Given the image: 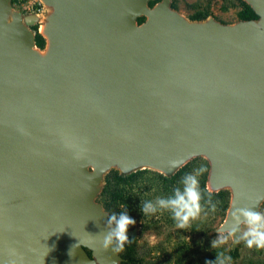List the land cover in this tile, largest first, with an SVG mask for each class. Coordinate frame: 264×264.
<instances>
[{
    "label": "water",
    "instance_id": "1",
    "mask_svg": "<svg viewBox=\"0 0 264 264\" xmlns=\"http://www.w3.org/2000/svg\"><path fill=\"white\" fill-rule=\"evenodd\" d=\"M44 1L41 49L39 17L0 0V264H122L96 201L106 170L172 176L198 155L231 191L218 230L236 248L264 200V0L233 25L171 0Z\"/></svg>",
    "mask_w": 264,
    "mask_h": 264
},
{
    "label": "rangeland",
    "instance_id": "2",
    "mask_svg": "<svg viewBox=\"0 0 264 264\" xmlns=\"http://www.w3.org/2000/svg\"><path fill=\"white\" fill-rule=\"evenodd\" d=\"M246 4H248L247 0H171L172 9L190 22H206L215 19L222 24L230 25L245 20ZM10 6L11 14L20 12L24 17L37 15L39 30L54 12V8L44 0H10ZM142 17L146 19L145 16ZM28 26L34 32L33 27ZM35 48L41 54L46 52V49ZM186 164H189V167L185 170L183 177L201 165L206 169L210 166L208 158L204 155L193 156ZM117 171L120 174H126L118 165H111L104 176ZM137 171L141 173L134 181L131 206L128 209V214L136 220L135 225H130V228H136L137 234L129 237L123 250L118 252L124 259L125 256L131 257L134 264H205L206 261L215 262L217 255L222 253L230 258L226 264H264V249L249 248L241 238L242 233L247 229L246 222L242 225L236 248L233 247L232 233L218 230L227 215V211H222L221 200L215 203V211L211 209L214 203L202 202L198 218L191 220L190 226L184 229L177 227L171 210L157 209L155 213L150 211L149 215H144L141 211L143 202L149 200L155 202L158 197L168 198L174 195L165 193L167 181L159 176V174L170 175L149 165L136 166L131 172ZM106 185L107 182L104 180L100 183L96 201L110 216V211L104 203L106 197L108 200L110 198V195H104ZM208 186L212 189L209 182ZM183 187L182 183L179 189L183 191ZM121 207L125 206L121 205ZM260 213L264 214V200L260 205ZM220 236L226 237L227 242L218 248L211 247V241Z\"/></svg>",
    "mask_w": 264,
    "mask_h": 264
},
{
    "label": "clouds",
    "instance_id": "3",
    "mask_svg": "<svg viewBox=\"0 0 264 264\" xmlns=\"http://www.w3.org/2000/svg\"><path fill=\"white\" fill-rule=\"evenodd\" d=\"M206 171V167L201 165L192 172L186 173L182 178L183 191L177 188L174 190L175 194L173 197H158L155 202L151 200L143 202L142 213L149 215L150 211L155 213L157 209L171 210L173 218L177 222V227L181 229L188 228L190 221L198 218L202 209L199 176ZM211 209L212 211L216 210L215 204L211 205ZM241 213L247 224V229L242 233L241 237L245 241L246 246L264 249V214L252 209H243ZM106 223L108 231L104 236L105 249L111 246L114 252L122 251L129 239L127 235L128 228L130 225H135L136 220L128 215L127 212H121L119 216L116 214L108 216ZM226 242L227 238L220 236L211 241V247L218 248ZM229 259V257H225L221 253L217 255L215 262L206 261L205 264H226Z\"/></svg>",
    "mask_w": 264,
    "mask_h": 264
},
{
    "label": "trees",
    "instance_id": "4",
    "mask_svg": "<svg viewBox=\"0 0 264 264\" xmlns=\"http://www.w3.org/2000/svg\"><path fill=\"white\" fill-rule=\"evenodd\" d=\"M159 0H151L150 5L153 6ZM259 18L258 14L254 11V9L246 4V12L244 14V19H257ZM144 17L139 18V22H143ZM33 29L36 31L35 35V43L36 46L44 49L46 46V38L43 34L39 32V23L34 24ZM189 167V164H185L182 166L175 174L172 176H165L163 174H159L161 178L167 181V186L165 187L166 192L168 194L174 195V190L177 188H181L182 182L181 178L185 170ZM210 171V166L206 172H204L199 179V187L202 195V202L208 203H218L221 200L222 203V211L226 212L228 210L230 199H231V191L228 189H223L217 192H213L208 187V175ZM141 173V171L132 172L130 174H120V172H115L106 176L105 181L107 185L105 187L104 195H110L109 200L106 197L105 206L108 211H110V215L116 214L119 216L121 212H127L131 206L130 202L132 201V189L134 187V181H136L137 176ZM164 190V188H163ZM131 199V200H130ZM124 205L125 207H121ZM129 215V214H128ZM133 259L131 257L125 256L122 264H134Z\"/></svg>",
    "mask_w": 264,
    "mask_h": 264
},
{
    "label": "bare ground",
    "instance_id": "5",
    "mask_svg": "<svg viewBox=\"0 0 264 264\" xmlns=\"http://www.w3.org/2000/svg\"><path fill=\"white\" fill-rule=\"evenodd\" d=\"M46 28H47L46 25H42L41 30L44 31V30H46Z\"/></svg>",
    "mask_w": 264,
    "mask_h": 264
}]
</instances>
